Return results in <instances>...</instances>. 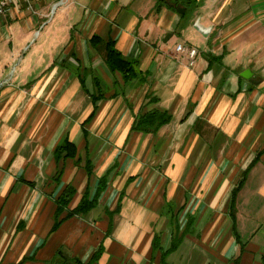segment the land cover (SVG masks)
<instances>
[{"label": "crops", "instance_id": "crops-1", "mask_svg": "<svg viewBox=\"0 0 264 264\" xmlns=\"http://www.w3.org/2000/svg\"><path fill=\"white\" fill-rule=\"evenodd\" d=\"M28 1L74 4L58 36H69L58 60H72L49 59L32 74L20 53L45 14L17 0L0 18V264H51L61 247L86 262L100 244L91 264H159L152 238L165 249L176 226L184 233L168 264H264V0H186L188 9L165 0L158 10L157 0ZM93 34L113 39L142 80L110 73L104 48L88 44ZM177 44L197 49L192 65ZM152 108L170 121L156 133L132 130ZM66 135L76 153L55 180L53 151ZM245 169L233 223L230 192ZM101 176L96 204L52 230L62 188H74L72 208Z\"/></svg>", "mask_w": 264, "mask_h": 264}, {"label": "trees", "instance_id": "trees-1", "mask_svg": "<svg viewBox=\"0 0 264 264\" xmlns=\"http://www.w3.org/2000/svg\"><path fill=\"white\" fill-rule=\"evenodd\" d=\"M162 1L165 0H157L155 10L159 9ZM181 2L183 3V5L186 6V9H188L187 7L188 3L186 2V0H182ZM172 9H175L174 6L172 7ZM185 13L186 12H183L181 15H184ZM88 44L94 48L98 47L99 45H101L104 48L103 62L106 69L112 74L114 73L119 74L124 83H128L129 81L134 79L142 80L143 75L141 71L137 69L136 61L125 58L120 53V51H118V49L115 47V42L113 39L108 38L106 40H103L99 35L93 34L88 38ZM100 96L101 93L98 92L97 94L94 95L90 94L92 110L89 113V115L86 117V119L81 123L82 126H84L92 118L97 108L96 101L100 98ZM149 101H151V98L149 99ZM169 121H170V115L167 112L156 108H152L135 116L131 125V129L135 131H140L142 133H156L161 126L165 125ZM75 153L76 151H75L74 143L68 138L67 135L64 136L60 140V142L55 146L53 151L54 158L57 163V169L54 175L55 180L59 178L62 172L63 160L66 158L74 157ZM255 158H257V155L255 156ZM85 169H86L87 177L89 179L92 174V167L89 160L86 161ZM245 172L246 169L243 171L236 185L233 187V189L230 192L229 216L233 223L235 222V198L237 192L239 191L244 181ZM104 185H105V176H101L100 178L97 179L96 187L93 194H90L89 191L86 189L82 197L80 198L79 202L72 208H68V205L74 194V188L70 184L65 185L62 188L60 194L54 200L55 212H54V224L52 226V230H55L63 220L73 216L82 215L83 213L87 212L90 208H92L96 204V201L101 191L104 189ZM64 209H67V211L65 215L61 217L60 215L64 211ZM177 232H179L180 234L177 235ZM183 233L184 230L179 231L177 226L172 228L169 245L165 249H162L161 247L158 246V236L154 235V237L152 238V254L153 251L160 250L159 264H168L166 262V256L171 251L176 249L182 238ZM236 239L238 240L237 234H236ZM101 252H102V247L100 244L95 249V251H93L88 261L84 262L80 260L78 257L70 255L64 248L61 247L56 251L52 259L50 260V263L51 264H91L100 257Z\"/></svg>", "mask_w": 264, "mask_h": 264}, {"label": "rangeland", "instance_id": "rangeland-1", "mask_svg": "<svg viewBox=\"0 0 264 264\" xmlns=\"http://www.w3.org/2000/svg\"><path fill=\"white\" fill-rule=\"evenodd\" d=\"M179 1H182V0H179ZM73 5L74 4L70 5V3L68 2L66 4V6L65 5H59L58 7H56L57 9L54 11L50 10L51 9L50 5L47 7H44V6L41 7L40 6L37 9L33 8V6H31L29 9L26 8V9L30 10L31 15L45 14L44 17L39 18L38 23L34 25V27H35L34 31H39L41 29L40 36L37 38L36 35H33L32 39L28 41L27 47L25 49L21 50V53H20V54H23L25 56V58L27 60L26 64L32 63L35 65V68H34V71L32 72V74L36 75L38 73L37 71L40 68L44 67V64L49 59H53L54 61H56V64H61V63H63V64L67 63L68 64L72 60V56L69 55V53L65 54L64 56H62L58 60L59 55L62 54V49L65 47H68L67 44L69 41V36L66 39V41H64L63 39H59L58 36L62 33V31L65 28V20H67L68 18H70L74 14H76L73 10H70V11L65 10L67 7H70ZM34 9H36L37 11L33 12ZM51 17H53V21L51 23L52 29H51L50 34L45 35L44 32L48 28L47 27L48 24L43 29H42V26ZM36 18H38V15ZM15 21H17V20H15ZM11 23H13V22L11 21ZM18 26H20V25H18ZM67 34H69V32H67ZM39 45H40V47H39ZM37 47H39V48H37ZM3 48H0V52L5 49V48L4 49ZM197 53H198V51H197ZM0 55L4 57L6 55V50H4V52L0 53Z\"/></svg>", "mask_w": 264, "mask_h": 264}, {"label": "built area", "instance_id": "built-area-1", "mask_svg": "<svg viewBox=\"0 0 264 264\" xmlns=\"http://www.w3.org/2000/svg\"><path fill=\"white\" fill-rule=\"evenodd\" d=\"M16 1L17 0H0V18L6 15L10 6ZM24 1L27 3V8H30L31 5H29V1ZM175 51L187 58L189 65H192L194 63V58L197 55L196 48L192 46H185L183 44H177L175 46Z\"/></svg>", "mask_w": 264, "mask_h": 264}, {"label": "water", "instance_id": "water-1", "mask_svg": "<svg viewBox=\"0 0 264 264\" xmlns=\"http://www.w3.org/2000/svg\"><path fill=\"white\" fill-rule=\"evenodd\" d=\"M175 1H176V0H175ZM173 6H174V8H175V10H176L177 13L181 14V13L184 12V7H180V6L175 5V4H174ZM168 37H170V34H167L165 40H167ZM242 75H243L244 77H248L247 72L242 73Z\"/></svg>", "mask_w": 264, "mask_h": 264}]
</instances>
